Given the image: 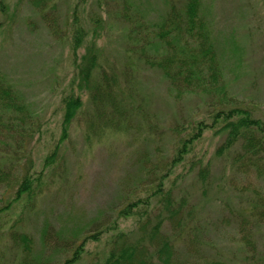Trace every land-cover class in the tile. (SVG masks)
<instances>
[{"label": "rangeland", "instance_id": "obj_1", "mask_svg": "<svg viewBox=\"0 0 264 264\" xmlns=\"http://www.w3.org/2000/svg\"><path fill=\"white\" fill-rule=\"evenodd\" d=\"M141 1L152 16L168 6L167 0ZM203 1L228 95L264 120V0ZM52 2H56L55 18L62 32L49 25L34 0H6L7 7L0 9V72L17 86L37 118L33 135L26 134L20 149L0 126V164L12 169L32 161L34 169L42 170L44 156L58 143L60 102L75 77L72 50L60 34L67 31L65 23L75 7L89 30L91 15L104 17L100 59L118 70L128 95L127 120L122 129L101 133L93 121H97L94 106L86 103L69 137L60 143L56 161L31 195L17 199L16 186L0 182V207H5L0 217V264H32L44 253V244L48 251V243L58 242V232L70 236L76 228L88 229L116 214L114 206L143 193L148 178L172 154L176 123L191 118L209 120V108H213L210 94L174 93L160 70L145 67L127 49L131 38L128 25L117 17L119 0ZM140 41L147 42L142 35ZM83 51L80 48V54ZM222 136L207 130L166 180L176 196L189 201L195 214L188 236L179 244V261L188 264L219 257L225 264H264V166L258 171L246 159H237L238 149L217 156ZM206 163L210 176L204 183L197 171ZM258 201L261 207L255 209ZM49 224L45 242L43 231ZM135 224V218L128 217L121 219L120 227L128 230ZM13 231L32 237L28 255L15 243ZM105 241L106 235L100 241H89L79 264H89L97 254L103 256Z\"/></svg>", "mask_w": 264, "mask_h": 264}, {"label": "trees", "instance_id": "obj_2", "mask_svg": "<svg viewBox=\"0 0 264 264\" xmlns=\"http://www.w3.org/2000/svg\"><path fill=\"white\" fill-rule=\"evenodd\" d=\"M34 3L49 25L59 29L54 10L56 2L34 0ZM119 3L121 9L117 17L128 25L127 36L131 39L126 47L134 51V57L145 67L160 70L169 87L178 95L210 94L213 108H209V120L191 118L176 123L172 154L164 159L160 171L148 178L143 193L128 196L121 205L114 206L116 214L94 222L89 230L79 227L72 230L70 236L64 231L58 232V242L54 245L48 243V251L44 244V253L32 264H79L88 242L100 241L104 235L107 246L104 255L97 254L89 264H186L179 261L178 255L195 214L189 201L183 196H176L172 186L166 185L171 171L185 160L207 130L224 135L216 149L217 156L238 149L240 154L237 159H246L249 166L256 167L258 171L264 166V120L249 107L239 105L240 100L228 95L224 66L217 53L204 1L167 0L168 6L156 16L149 14L141 0H119ZM6 7V0H0V9ZM77 11L75 7L67 17V31L60 34L72 50L75 77L70 91L63 95L60 102L63 111L61 134L54 151L44 156V164L39 171L33 168L32 161L12 169V166L5 168L0 164V182L15 185L17 199L24 194L31 195L34 188L40 185L45 170L57 159L60 143L69 137L72 124L86 103L93 104L97 119L93 121L101 133L120 130L123 121L127 120L125 107L128 95L118 70L103 65L100 59L103 49L99 39L105 24L104 17L91 15L89 30ZM141 35L147 42L140 41ZM80 48L84 49L81 54ZM34 112L17 86L0 72V126L8 130L7 137L13 139L19 149L25 146L26 134L30 133V138L33 135L32 129L37 120ZM198 162L201 160L198 159ZM209 168V163H206L197 171L204 183L209 179ZM257 207H261L259 201L254 205L255 209ZM4 210L5 207H0V217ZM128 217L135 218L136 224L126 230L120 227L121 219ZM49 226L51 228L49 224L43 231L45 242L49 240ZM11 233L15 243L22 246L25 255H28L33 244L32 237L27 232ZM188 264H225V261L209 257Z\"/></svg>", "mask_w": 264, "mask_h": 264}]
</instances>
